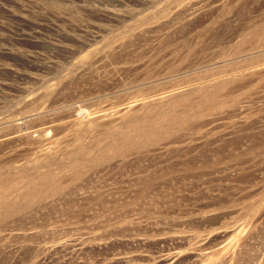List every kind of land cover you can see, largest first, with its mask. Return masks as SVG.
Masks as SVG:
<instances>
[{
    "label": "rangeland",
    "instance_id": "374dc122",
    "mask_svg": "<svg viewBox=\"0 0 264 264\" xmlns=\"http://www.w3.org/2000/svg\"><path fill=\"white\" fill-rule=\"evenodd\" d=\"M0 264H264V0H0Z\"/></svg>",
    "mask_w": 264,
    "mask_h": 264
},
{
    "label": "bare ground",
    "instance_id": "6f19581e",
    "mask_svg": "<svg viewBox=\"0 0 264 264\" xmlns=\"http://www.w3.org/2000/svg\"><path fill=\"white\" fill-rule=\"evenodd\" d=\"M158 126H159V124H158ZM167 128V127H166ZM156 128H155V125L154 124H151V123H149V124H144V126H141V128L140 129H138V133H139V136L140 137H144V138H150V137H153V136H155V137H158V135H163L164 133H160V132H158L157 130H155ZM155 130V131H154ZM165 130V129H164ZM136 131H137V129H136ZM162 131V130H161ZM144 141V140H143ZM147 141V140H146ZM149 141V140H148ZM128 142H130V141H127V143ZM143 143V142H142ZM102 155V154H101ZM39 188V187H38ZM35 190V189H34ZM39 193L37 192V191H30V193L28 194V195H26V197L28 198H30V197H35V196H37Z\"/></svg>",
    "mask_w": 264,
    "mask_h": 264
}]
</instances>
